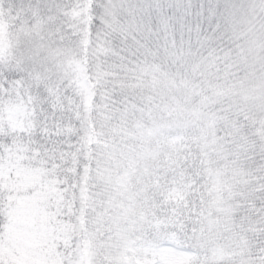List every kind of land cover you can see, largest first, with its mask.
Returning <instances> with one entry per match:
<instances>
[{
  "label": "snow or ice",
  "instance_id": "obj_1",
  "mask_svg": "<svg viewBox=\"0 0 264 264\" xmlns=\"http://www.w3.org/2000/svg\"><path fill=\"white\" fill-rule=\"evenodd\" d=\"M0 28V264H264V0H0Z\"/></svg>",
  "mask_w": 264,
  "mask_h": 264
},
{
  "label": "rangeland",
  "instance_id": "obj_2",
  "mask_svg": "<svg viewBox=\"0 0 264 264\" xmlns=\"http://www.w3.org/2000/svg\"><path fill=\"white\" fill-rule=\"evenodd\" d=\"M251 2L252 3H259V0H251ZM5 32H6V29L5 28H0V35L4 34Z\"/></svg>",
  "mask_w": 264,
  "mask_h": 264
}]
</instances>
